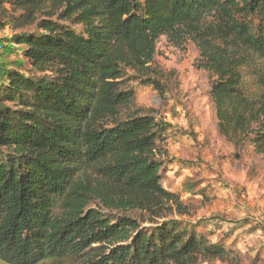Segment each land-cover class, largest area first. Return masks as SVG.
I'll return each mask as SVG.
<instances>
[{
  "label": "trees",
  "instance_id": "16d2710c",
  "mask_svg": "<svg viewBox=\"0 0 264 264\" xmlns=\"http://www.w3.org/2000/svg\"><path fill=\"white\" fill-rule=\"evenodd\" d=\"M0 17L29 65L0 67V264L235 260L182 220L161 181L165 126L123 86L156 74L159 37L189 39L220 124L263 154L264 97L248 111L232 51L264 61V0H0Z\"/></svg>",
  "mask_w": 264,
  "mask_h": 264
},
{
  "label": "rangeland",
  "instance_id": "374dc122",
  "mask_svg": "<svg viewBox=\"0 0 264 264\" xmlns=\"http://www.w3.org/2000/svg\"><path fill=\"white\" fill-rule=\"evenodd\" d=\"M22 32L0 17L3 71L29 68L22 48L9 43ZM232 52L240 65V90L253 112L264 97V61L249 52ZM200 54L189 39L161 36L150 67L156 74L145 78L128 71L123 87L133 93L138 111H151L165 126L168 156L161 181L165 191L179 195L189 207L191 217L182 220L210 242L230 248L237 259L201 264H264V153H255L245 128L234 131L233 125L220 124L211 96L216 78L203 68ZM90 206L97 207L95 202Z\"/></svg>",
  "mask_w": 264,
  "mask_h": 264
},
{
  "label": "built area",
  "instance_id": "2783aa9c",
  "mask_svg": "<svg viewBox=\"0 0 264 264\" xmlns=\"http://www.w3.org/2000/svg\"><path fill=\"white\" fill-rule=\"evenodd\" d=\"M0 53H1V48H0Z\"/></svg>",
  "mask_w": 264,
  "mask_h": 264
}]
</instances>
